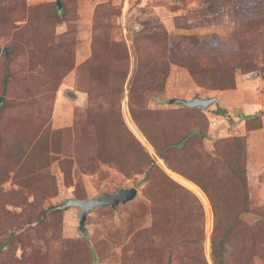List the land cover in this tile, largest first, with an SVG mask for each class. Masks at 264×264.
Instances as JSON below:
<instances>
[{"label":"rangeland","instance_id":"374dc122","mask_svg":"<svg viewBox=\"0 0 264 264\" xmlns=\"http://www.w3.org/2000/svg\"><path fill=\"white\" fill-rule=\"evenodd\" d=\"M153 35L170 56L160 93L135 77ZM196 97L216 102L188 116L168 104ZM0 99V264H214L215 236L224 264H264V0H0ZM191 131L204 136L168 159L217 183V226L153 146ZM167 179L198 199L201 224ZM130 188L134 200L91 211L84 233L78 207L50 210Z\"/></svg>","mask_w":264,"mask_h":264},{"label":"trees","instance_id":"16d2710c","mask_svg":"<svg viewBox=\"0 0 264 264\" xmlns=\"http://www.w3.org/2000/svg\"><path fill=\"white\" fill-rule=\"evenodd\" d=\"M141 48L139 51V64L137 67V73L135 77L138 76V79L136 80L137 82H140L141 84V89L143 92H152V93H160L162 88H163V83L165 82L167 78V73L165 71V65L167 63V60H170V56L165 54V47H166V41L161 35H153V36H148L144 39L141 40ZM168 48V45H167ZM178 60H181L180 57ZM177 60V61H178ZM172 61V60H171ZM180 63V61H178ZM189 71L191 70V73L193 69L190 68V66L184 65ZM243 72L245 71L244 69L242 70ZM194 72V71H193ZM223 88V90H228L232 88L231 84H226L220 86ZM185 115L188 116V114H191L194 110L193 109H180ZM144 112V111H143ZM146 113V112H144ZM132 118L134 122L138 125L140 128L141 132L149 137L148 133L146 132L145 126L143 127L140 121V119L132 114ZM201 117H199V120ZM204 136L201 133H198L197 131H191L189 134L185 135L182 137L179 141H176L174 143H166V145L163 146V149L157 148L154 143L153 146L155 148V151L160 159H162L165 164L169 165L171 168L174 170H177L182 176L186 177L190 181L194 182L200 189L201 191L205 194L207 197L209 204L211 205L212 211H213V216H214V223L217 226L218 222H220V219L223 218V214L220 212V205H218L217 202L213 201V197L211 196V188L216 186V184L213 183L212 180L209 179V183H207L206 180L201 181H196L193 177H191L189 174L176 169L175 167L170 165V160L168 159V152H176V151H183L185 149V144L187 143L188 139L193 136ZM130 144L137 145L135 140L130 136ZM150 138V137H149ZM238 148L237 156H236V165L237 169L235 171L236 176L240 179L239 182L242 186V188H245L246 186V180H245V170L242 166V157H243V143L241 139L236 138L233 139ZM166 152V153H165ZM149 162V160H148ZM144 165L148 167L146 174H150L153 172V170L150 171V167L154 165L153 161H150L149 164L147 165V159L144 157ZM155 166V165H154ZM156 170V166L154 167ZM170 185L180 192V195L182 196L183 200H185L186 205L189 206V211L190 213L194 216V221L198 222L201 224L202 218H203V213L201 210V206L199 204L198 199L189 191L181 187L180 185L170 181L167 179ZM245 213L248 211L245 209ZM217 228L214 229V234L216 232ZM233 228L228 229L227 233L229 234L232 232ZM199 236H200V241H201V229L198 230ZM198 236V237H199ZM224 238H219V237H213L211 241V250H212V259L214 264H224V258L226 255V248L224 244ZM197 242V241H196ZM195 243V242H194Z\"/></svg>","mask_w":264,"mask_h":264},{"label":"water","instance_id":"95a60500","mask_svg":"<svg viewBox=\"0 0 264 264\" xmlns=\"http://www.w3.org/2000/svg\"><path fill=\"white\" fill-rule=\"evenodd\" d=\"M58 9L60 8V4L57 3ZM1 102V99H0ZM216 102V98H205L200 99L198 97L193 98L190 101L182 100V99H170L168 104L171 105H179L182 108L193 109L199 108L201 111H206L211 105ZM137 196V190L135 188L130 189H120L116 191L115 194H104L101 198L92 199V200H68L63 205L58 207H52L50 210L52 211H66L71 207H78L81 211L79 213V230L84 233V225L87 218V215L96 209L99 208H111L114 209L119 205H125Z\"/></svg>","mask_w":264,"mask_h":264},{"label":"crops","instance_id":"0c3cea01","mask_svg":"<svg viewBox=\"0 0 264 264\" xmlns=\"http://www.w3.org/2000/svg\"><path fill=\"white\" fill-rule=\"evenodd\" d=\"M219 96H217V98H218Z\"/></svg>","mask_w":264,"mask_h":264},{"label":"bare ground","instance_id":"6f19581e","mask_svg":"<svg viewBox=\"0 0 264 264\" xmlns=\"http://www.w3.org/2000/svg\"><path fill=\"white\" fill-rule=\"evenodd\" d=\"M193 188V187H192Z\"/></svg>","mask_w":264,"mask_h":264}]
</instances>
